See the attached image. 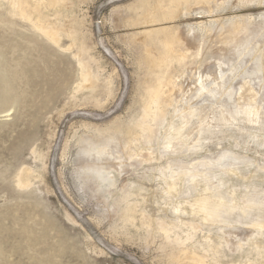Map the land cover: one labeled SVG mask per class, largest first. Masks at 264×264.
I'll return each mask as SVG.
<instances>
[{
    "label": "rangeland",
    "instance_id": "374dc122",
    "mask_svg": "<svg viewBox=\"0 0 264 264\" xmlns=\"http://www.w3.org/2000/svg\"><path fill=\"white\" fill-rule=\"evenodd\" d=\"M155 2L0 0V264H187L184 251L264 264V0H191L152 22ZM231 19L248 30L242 47L224 36ZM43 25L59 28L57 45ZM153 29L194 54L173 71L186 92L214 89L218 64H230L212 100L181 108L166 92L147 139L128 130L153 84L143 62ZM232 88L246 97L229 119Z\"/></svg>",
    "mask_w": 264,
    "mask_h": 264
},
{
    "label": "bare ground",
    "instance_id": "6f19581e",
    "mask_svg": "<svg viewBox=\"0 0 264 264\" xmlns=\"http://www.w3.org/2000/svg\"><path fill=\"white\" fill-rule=\"evenodd\" d=\"M59 1L63 3L65 0H54V3L57 5ZM196 1L201 4L207 2V0H196ZM190 2L191 0H169V2L167 3L166 1L162 2V1L156 0L155 13H154L156 14V16L154 17L155 21H152V22L159 21L160 17H163V18H167L168 16L174 17V15L177 13V10H176L177 8L182 7V6H187L189 5ZM168 4L171 5V7H173L174 9H168ZM21 7L22 6H19L18 9ZM151 8H152V5H150V3L143 5L141 15L146 16V13ZM22 10H23V7H22ZM227 23H228V26L224 28L225 38H227L230 44L233 45V47L235 48L244 46V44L247 42L246 41L247 38H242V36L248 34V30L246 28H242L244 24H241V21L240 23H237L236 21H234V19L229 20ZM203 26L205 27L204 24ZM37 29L47 39H49L50 42L52 41L56 45L58 44L59 28L43 25V26L38 27ZM161 33L165 34L166 38L160 39ZM145 34H146V37H148L149 43L144 45L146 53L143 54V62L149 66L148 73L149 75H151V78L153 79V84L149 88L144 89L146 98H145V101L143 102L142 117L140 118L138 124H136L133 128L128 130V134L136 135L138 132H141L147 139H150L152 136V130H153L150 125L151 122L157 123L165 116V112L162 110V107L167 106L169 103V100L164 99L166 92L170 97H172V94L175 93V91L176 92L178 91L179 94H181V97L183 98L180 101L182 103L181 108L185 107L196 95L202 94L204 92H207V95L205 97H210L212 100L214 99L216 95H219L221 93L222 86L226 82V78L224 77V72L226 73V71H224V67L229 66L230 62L224 61L223 63L218 64L217 69H216V74H214L213 79H212L213 77L212 74L207 75V77L209 79H212V81L216 84V87L214 89H209L206 85L201 83L198 87H196L194 91L190 89L188 92H186V90H184L182 86H179L176 82H173V71L175 68V64H179V65L188 64L190 58L194 54L189 49H187L186 46H184L185 43L182 40V38L178 36V34L169 36V32L167 29L147 30ZM151 44L154 48L150 47ZM81 67L83 71L86 69L83 65H81ZM82 75L86 79V80L84 79L85 82H91V77L87 71H85V73H82ZM244 92L245 91H242V90L236 91L234 88L230 89L229 93L226 95V98H224L226 99L225 100L226 107H229L228 109L225 110V112H228V115H229V116H226V118L233 119L237 117V114L240 111H238V109H236L235 107L233 106L230 107V106L233 104L234 101L240 102L242 100H245L246 95L244 94ZM250 94L253 96L251 92ZM235 95L237 96L236 100L234 99ZM250 100H253V98L252 99L250 98ZM153 106H155L154 111H152ZM191 109H194V108H191ZM191 109L187 110L186 112H183L184 119L189 118L190 116H192V114L195 113L194 111L196 110L192 111ZM225 115H227V113H225ZM239 115L241 114L239 113ZM92 152H93V148L85 151L86 155L88 154L90 156H92L93 154ZM96 152H97V155H100L102 153V150H99ZM116 159H119V157H116ZM224 160H225V157H222L218 160V163L222 164ZM211 164H215V163L211 162ZM199 166H205V165L199 164ZM194 167L197 168L198 166H194ZM205 167L206 168L210 167V165H207ZM208 179L209 178H207V180ZM21 183L24 186L29 184L28 174L22 177ZM203 199L200 201V204L202 205V209L208 213L210 218H215V214L218 211V206L215 205V207L217 208H214V205L208 201L209 199L207 198L206 200L205 199L203 200ZM185 242H188V240H186ZM184 257L185 259L189 260L187 264H205V259H203L204 255L203 257L202 256L200 257L197 254H188L187 251H184Z\"/></svg>",
    "mask_w": 264,
    "mask_h": 264
}]
</instances>
